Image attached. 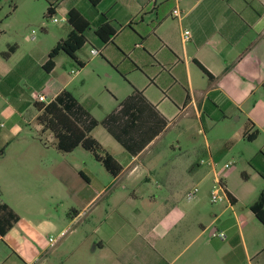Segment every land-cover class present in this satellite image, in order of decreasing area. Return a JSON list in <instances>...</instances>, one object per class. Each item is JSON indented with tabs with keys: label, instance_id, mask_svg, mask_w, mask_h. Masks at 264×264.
<instances>
[{
	"label": "crops",
	"instance_id": "1",
	"mask_svg": "<svg viewBox=\"0 0 264 264\" xmlns=\"http://www.w3.org/2000/svg\"><path fill=\"white\" fill-rule=\"evenodd\" d=\"M43 2L42 19H55L53 23L60 25L64 35L55 44L71 30L70 10L91 25L84 34L85 43L75 53V61L59 52L52 70L46 72L42 65L52 48L18 54L20 46L2 42L0 92L12 94L16 114L34 108V119L39 103L32 94H42L46 102L41 104L46 105L62 90L70 92L92 119L106 122L98 123L90 136L122 169L112 177L89 152L77 147L62 153L53 146L61 155L54 166L58 174L65 163L74 175L75 204L93 205L91 245L85 252L86 238L74 229L70 234L76 240L74 247L63 250L65 239H61L50 248L44 245L43 235L48 224L33 226L18 216V222L0 237L9 251L7 258L11 252L20 264H264V225L250 211L264 193V185L244 203L251 190L237 188L222 176L226 200L211 204L209 191L215 174L199 165L202 155L205 159L212 156L210 147L198 153L201 157L196 156L193 163L190 158L179 161V153L165 145L166 132L175 119L195 117L204 134V114L213 116L221 108L232 112L244 102L238 103L232 94L264 87V0H101L95 6L88 0ZM17 9L12 6L13 16ZM173 10L180 13L178 18ZM102 18L115 30L106 44H100L93 33ZM183 30L190 34L186 42L182 41ZM4 36L0 29V39ZM91 50L97 55H91ZM60 56L64 60L58 73L56 59ZM86 69L101 70L106 76L115 73L129 88L108 89L110 98L103 104L87 95L77 97L70 87L80 77L85 82ZM137 74L144 81L134 78ZM22 80L28 86L25 98L20 96ZM95 109L100 117L94 116ZM245 116L252 124L247 134L258 130L256 140L264 127L249 113ZM15 117H10L12 122ZM245 134L243 128L241 136ZM4 138L0 137V160L7 156ZM119 140L140 149L131 154ZM47 151L43 146L38 155L28 154L38 156L39 165L46 167ZM254 172L264 183V157ZM204 181L207 187L201 194L198 185ZM194 187L198 191L187 201L185 195ZM100 201L107 206L102 213L96 206ZM84 209H73L70 224L85 218ZM58 251L63 252L52 263L51 256ZM2 253L0 248V258Z\"/></svg>",
	"mask_w": 264,
	"mask_h": 264
},
{
	"label": "rangeland",
	"instance_id": "2",
	"mask_svg": "<svg viewBox=\"0 0 264 264\" xmlns=\"http://www.w3.org/2000/svg\"><path fill=\"white\" fill-rule=\"evenodd\" d=\"M15 5L18 9L13 16L11 8ZM44 7L43 0H0V29L5 32V36L0 39V48L2 42L7 41L10 46L14 44L20 46L18 54L34 49L49 51L58 37H64V35L59 24L51 22L50 19H42ZM56 19H58L57 16ZM62 60H64L62 56L56 59L58 73L62 71L60 66ZM84 74V83H82L83 78L80 77L70 87L77 97L87 95L97 103L103 104L110 98L108 89L129 88L128 82H124L115 73L106 76L101 70L91 72L90 69H86ZM134 78L144 81L139 74ZM19 88L23 92L20 93L21 98H25L28 94V86L23 80L19 82ZM232 95L238 103L244 101L243 104L232 112L221 108L215 110L213 116L208 117L204 114V134L195 117L182 118L180 121L175 119L166 132L165 145L166 149H173L176 154L179 153V161L190 158L193 163L197 160L198 153L210 147L212 155L210 158L218 165L217 176L228 178L237 188L251 190L252 193L245 196L243 201L248 203L255 189L264 185L263 180L254 172L255 165L264 157V130H260L254 141L242 137L241 131L243 128L247 130L250 127L245 116L248 113L264 127V87H259L252 93ZM12 98V94L0 92V137H5L3 149L7 153V156L0 160V203H6L19 217L28 220L33 226L48 224L43 234L44 245L49 244V238L56 239L60 231H66V235L61 238L65 239L62 247H64L63 250H69L76 245L75 237L70 234L77 229L86 238L84 240L86 252L92 241L90 231L93 205L75 204L72 197L74 175L65 167V163L61 168L62 173L58 174L56 171L54 166L61 155L53 149L54 139L51 133L41 131L36 119L33 118L36 113L34 108L30 107L16 114L11 107ZM210 108L211 106H208L206 110ZM93 113L95 117H100L98 109H95ZM12 115L16 116L15 122L11 121ZM43 146L48 148L45 155L46 167L39 165L38 156L33 157L28 154L29 152L32 155H38L37 151L39 152ZM206 157L202 155V158ZM64 159L66 162L69 161L68 157ZM13 161L16 163L15 166L12 165ZM224 163L231 165L227 169H222L221 166ZM98 166L97 170L104 174L102 167ZM206 185V181L198 185V190L201 188V194L206 190ZM96 206L100 210L99 213L107 207L103 201L98 202ZM83 207H85L83 211L85 218L82 217L70 224L73 209L79 211ZM0 248L3 252L0 264H10L13 261L20 264L18 257L11 255L13 254L11 252L10 257L7 258L9 251L3 243H0ZM62 252L58 251L56 255H52L51 262L58 259ZM49 256L48 254L47 257Z\"/></svg>",
	"mask_w": 264,
	"mask_h": 264
},
{
	"label": "trees",
	"instance_id": "3",
	"mask_svg": "<svg viewBox=\"0 0 264 264\" xmlns=\"http://www.w3.org/2000/svg\"><path fill=\"white\" fill-rule=\"evenodd\" d=\"M92 5H97L101 0H88ZM49 15V12H48ZM68 24L71 30L63 40L57 42L47 54V59L42 65L46 72H50L54 66V58L59 52H63L75 61V53L85 43L84 34L90 28V23L76 10L68 12ZM94 35L98 38L100 44H106L111 41L115 30L102 18L93 29ZM7 55V54H5ZM201 71L211 78L206 70L197 64ZM39 114L36 117L37 124L41 131H49L53 136V146L57 151L69 153L75 148L80 147L89 152L94 160L101 164L103 169L112 177L119 174L122 167L117 161L90 136V131L98 123L106 124L105 121L97 122L92 119L88 113L80 107L72 94L62 90L52 101L44 104H36ZM250 127L246 130L245 138L253 141L257 135V130L247 134ZM117 137V136H115ZM117 139H119L117 137ZM120 141V144L126 151L136 154L140 149L130 147L129 143ZM264 193L261 192L256 202L250 206V211L255 218L264 225ZM18 215L5 203H0V237H3L18 222Z\"/></svg>",
	"mask_w": 264,
	"mask_h": 264
},
{
	"label": "built area",
	"instance_id": "4",
	"mask_svg": "<svg viewBox=\"0 0 264 264\" xmlns=\"http://www.w3.org/2000/svg\"><path fill=\"white\" fill-rule=\"evenodd\" d=\"M172 15L176 18H178L180 16V13L177 10H173L172 11ZM52 22H56L55 19H52ZM190 37L189 31L187 30H183L182 32V41L186 42ZM91 55H97V51L95 50H91ZM32 99L34 102L36 103H44L46 102V98L42 95V94H32ZM199 165H205L207 167H209L215 174V178L212 182V185L210 187V191H209V202L211 204H217V203H221L224 200H226V196L224 193V185L221 181V179L217 176V164L212 161L210 158L209 159H202L199 161ZM230 163H224L222 164L221 168L222 169H227L230 167ZM197 188L194 187L193 189H191L189 192H187V194L185 195V198L187 201H191L194 199L196 193H197ZM66 235V231H62L56 239H52L49 238L48 242H49V246L50 248L54 247L56 245V243L63 238Z\"/></svg>",
	"mask_w": 264,
	"mask_h": 264
}]
</instances>
